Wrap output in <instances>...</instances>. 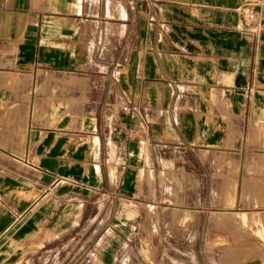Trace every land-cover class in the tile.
Returning a JSON list of instances; mask_svg holds the SVG:
<instances>
[{
    "label": "crops",
    "instance_id": "1",
    "mask_svg": "<svg viewBox=\"0 0 264 264\" xmlns=\"http://www.w3.org/2000/svg\"><path fill=\"white\" fill-rule=\"evenodd\" d=\"M240 2L0 0V264L156 263L141 200L264 244V12Z\"/></svg>",
    "mask_w": 264,
    "mask_h": 264
},
{
    "label": "rangeland",
    "instance_id": "2",
    "mask_svg": "<svg viewBox=\"0 0 264 264\" xmlns=\"http://www.w3.org/2000/svg\"><path fill=\"white\" fill-rule=\"evenodd\" d=\"M29 77L32 78V75ZM47 78L55 76L48 75ZM55 79L66 80V76ZM154 207L155 203L141 200L138 208L142 213L135 221L136 239L144 245L143 251L148 249L151 260H156L152 264H240L243 257L257 255L264 260V244L253 240L252 231L222 230L226 226H235L233 222L237 213L216 212V208L212 207L203 215H180L174 213L178 210L172 208L169 216L160 215L166 225L159 226L154 216ZM227 234H231L235 242L244 244V253L241 248L223 246L216 249L209 243V240L226 238ZM125 264H130L129 257Z\"/></svg>",
    "mask_w": 264,
    "mask_h": 264
},
{
    "label": "built area",
    "instance_id": "3",
    "mask_svg": "<svg viewBox=\"0 0 264 264\" xmlns=\"http://www.w3.org/2000/svg\"><path fill=\"white\" fill-rule=\"evenodd\" d=\"M238 9L242 13V19L245 24H256L257 31L262 28L260 20L264 12V0H241Z\"/></svg>",
    "mask_w": 264,
    "mask_h": 264
}]
</instances>
